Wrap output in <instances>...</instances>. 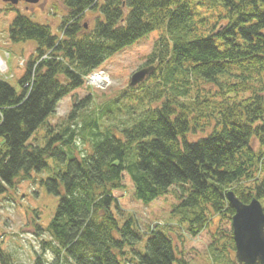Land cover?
<instances>
[{"label":"trees","instance_id":"16d2710c","mask_svg":"<svg viewBox=\"0 0 264 264\" xmlns=\"http://www.w3.org/2000/svg\"><path fill=\"white\" fill-rule=\"evenodd\" d=\"M221 2L228 20L219 16L216 30L219 22L208 24L196 8L201 1L192 5L191 0H63L60 34L22 13L13 20L11 40L34 41L37 48L19 79L20 93L0 78V195L31 171L46 169L48 159L66 165L45 182L59 197L48 227L55 242L52 264H187L168 231L157 226L143 233L134 216L123 217L114 189L123 185L125 173L145 204L179 187L182 206L195 210L188 230L193 235L209 225L213 213L232 219L230 190L244 203L257 198L264 206V0ZM90 10L103 19L89 30L82 20ZM156 31L166 35L145 66L157 65L147 80L161 79L150 97L163 100L159 106L144 107L120 128L102 127L124 97L134 98L124 93L83 127L52 133L45 145L31 142L63 97L82 87L109 58ZM147 80L130 89L143 90ZM192 80L199 83L196 93ZM143 99L147 94L140 104ZM90 101L76 103L69 120ZM199 131L208 133L194 139ZM79 135L91 145L82 156L74 151ZM229 237L235 250L233 231ZM128 251L138 261L125 257ZM36 264H42L40 257Z\"/></svg>","mask_w":264,"mask_h":264},{"label":"rangeland","instance_id":"374dc122","mask_svg":"<svg viewBox=\"0 0 264 264\" xmlns=\"http://www.w3.org/2000/svg\"><path fill=\"white\" fill-rule=\"evenodd\" d=\"M197 1L202 3V7L199 5L196 7L199 10L198 13L201 16H207L205 18L208 24L214 25L219 22L214 27L215 30L220 26L219 16H224L225 22L228 20L221 0H191V4L195 5ZM41 2V6H33L30 9L22 5H19L17 9H11L12 7L8 6L4 0H0V57L5 63L4 66L0 65V78L7 80L17 89L18 93L21 92L19 79L24 75L28 63L36 55L37 44L30 40L13 42L9 34L13 20L18 13H22L36 23L50 26L54 34H60L62 18L66 14L63 0H42ZM100 17L103 19L99 12L90 10L82 21L90 30L95 27ZM206 28H209L208 32H211V27ZM165 35L162 31L152 32L144 39L109 58L94 72V74H103L102 80L99 83L93 82L90 75L82 87L63 97L55 113L49 117L48 125L40 128L31 142L34 145H45L47 137L52 136V133H62V130L69 125L83 127L85 122L91 119L95 112L98 113L101 107L124 93L126 96L134 95V98L124 97L120 101V110H117L111 118L106 117L102 127L116 125L120 128L136 115H141L144 107L159 106L163 100L154 102L150 100V97L153 95L152 90L161 84L159 83L161 79H149L143 90L136 91L130 89V81L137 70L146 67L156 43ZM154 65L157 66L155 63ZM155 71L157 72V69ZM198 85L196 80H192L193 90L191 92L196 93L194 89ZM145 94H147V99H143L140 104L139 98ZM88 97L91 98L89 106L79 107L74 119L69 120L76 103H81ZM217 101L216 98L212 109L216 107ZM212 109L208 113H211ZM48 127L52 128L51 134L48 133ZM210 128L211 126H207L208 132ZM208 132L199 131L193 135V138L197 139ZM75 140L76 149L74 151L77 155H86L91 151L90 143L85 141L82 135ZM3 145L4 139L0 137V148ZM255 149H259L257 142H255ZM47 164L48 167L43 171H31L28 178L18 180L14 187L8 188L0 195V250L7 257L5 260L0 253V264H36L38 257L42 259V264H52L55 259L52 249L55 242L52 240L48 227L57 211L59 197L47 190L45 182L55 173L65 171L66 165L53 158L48 159ZM263 175L262 172L261 176ZM251 183L252 181H247L245 184L250 186ZM122 184L121 187L114 189V195L121 213L124 214L123 217L134 216L143 233L157 226L168 231L177 248L178 256L187 264H233L236 260L235 250L231 248L233 244L229 237L233 231L232 219H222L213 213L209 225L200 234L193 235L188 230L192 226L191 220L196 216L195 210L182 206L183 198L179 187L176 186L169 194L145 204L135 197V187L127 173L124 175ZM115 213L122 226L124 220L121 213L117 210ZM222 234L228 237L224 239L221 237ZM146 239L147 237L143 244ZM125 257L131 261L135 259L131 251H128ZM136 261L138 258L135 259Z\"/></svg>","mask_w":264,"mask_h":264},{"label":"water","instance_id":"95a60500","mask_svg":"<svg viewBox=\"0 0 264 264\" xmlns=\"http://www.w3.org/2000/svg\"><path fill=\"white\" fill-rule=\"evenodd\" d=\"M4 1L16 5L20 1L35 4L40 0ZM155 70V65L137 70L131 77L130 86L137 87L146 81ZM96 75L99 74H93L92 80ZM227 198L235 210L232 216V228L238 263L264 264V207L261 201L253 198L251 202L244 203L232 190L227 193Z\"/></svg>","mask_w":264,"mask_h":264},{"label":"flooded vegetation","instance_id":"af4514ba","mask_svg":"<svg viewBox=\"0 0 264 264\" xmlns=\"http://www.w3.org/2000/svg\"><path fill=\"white\" fill-rule=\"evenodd\" d=\"M42 0H40L38 3H35V4H31V3H26L24 1H20L18 4L14 5V4H11V3H7L8 6H14L15 9L18 8L19 5H22V6H26L28 9L32 8L33 6H41L40 4L42 3L41 2ZM13 8V7H12ZM66 12V11H65Z\"/></svg>","mask_w":264,"mask_h":264},{"label":"bare ground","instance_id":"6f19581e","mask_svg":"<svg viewBox=\"0 0 264 264\" xmlns=\"http://www.w3.org/2000/svg\"><path fill=\"white\" fill-rule=\"evenodd\" d=\"M4 61L3 59L0 57V65H3L4 66ZM102 77H103V74H99V75H96L93 79L94 82L96 83H99L100 80H102Z\"/></svg>","mask_w":264,"mask_h":264}]
</instances>
